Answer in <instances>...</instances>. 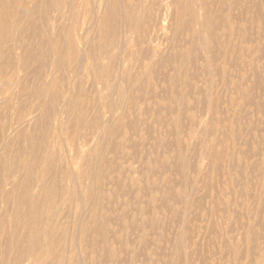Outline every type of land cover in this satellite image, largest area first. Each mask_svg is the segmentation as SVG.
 <instances>
[{"label": "rangeland", "instance_id": "rangeland-1", "mask_svg": "<svg viewBox=\"0 0 264 264\" xmlns=\"http://www.w3.org/2000/svg\"><path fill=\"white\" fill-rule=\"evenodd\" d=\"M195 1L0 0V264H264V0Z\"/></svg>", "mask_w": 264, "mask_h": 264}, {"label": "bare ground", "instance_id": "bare-ground-1", "mask_svg": "<svg viewBox=\"0 0 264 264\" xmlns=\"http://www.w3.org/2000/svg\"><path fill=\"white\" fill-rule=\"evenodd\" d=\"M195 2H198V0H196ZM120 10H121V8H120ZM121 13V12H120ZM109 14V13H108ZM201 14V13H200ZM116 25V24H115ZM121 41V40H120ZM192 61V60H191ZM175 108V107H174ZM34 117V116H33ZM107 135V134H106ZM209 146H210V144H207L206 143V145L204 146V148L205 149H207V148H209ZM236 165H237V163H235ZM96 169V168H95ZM96 171V170H95ZM127 181V180H126ZM129 183V182H128ZM97 195V194H96ZM42 229V228H41ZM81 252H80V250H79V254H80ZM143 254V253H142ZM81 256V255H80ZM78 258H79V256H78ZM82 259V258H81ZM78 260V259H77Z\"/></svg>", "mask_w": 264, "mask_h": 264}]
</instances>
